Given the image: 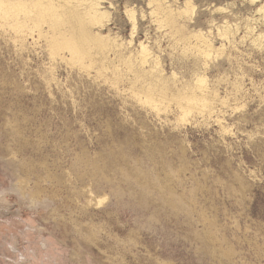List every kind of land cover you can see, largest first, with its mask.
<instances>
[{
	"label": "rangeland",
	"instance_id": "374dc122",
	"mask_svg": "<svg viewBox=\"0 0 264 264\" xmlns=\"http://www.w3.org/2000/svg\"><path fill=\"white\" fill-rule=\"evenodd\" d=\"M118 1L94 61L0 31V264H264V0Z\"/></svg>",
	"mask_w": 264,
	"mask_h": 264
},
{
	"label": "bare ground",
	"instance_id": "6f19581e",
	"mask_svg": "<svg viewBox=\"0 0 264 264\" xmlns=\"http://www.w3.org/2000/svg\"><path fill=\"white\" fill-rule=\"evenodd\" d=\"M112 1L108 8L103 5L108 3L107 0H0V31L13 32L17 36L38 35L45 39L53 55H60L66 49L72 59L94 61L92 50L103 51L111 46L112 29L109 25L114 20L113 9L120 7L118 0ZM187 3L190 4L191 0ZM131 6L128 5L126 15L134 36L139 29L140 18L135 5ZM148 6L155 21L163 24L175 22V12L167 1L148 0ZM263 9L264 5L260 11ZM200 37L199 48L209 55L212 43L201 34ZM148 55L147 46L141 42L142 63L148 61Z\"/></svg>",
	"mask_w": 264,
	"mask_h": 264
}]
</instances>
